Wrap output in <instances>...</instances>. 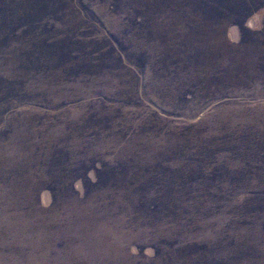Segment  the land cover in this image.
Returning <instances> with one entry per match:
<instances>
[{"label":"rangeland","instance_id":"obj_1","mask_svg":"<svg viewBox=\"0 0 264 264\" xmlns=\"http://www.w3.org/2000/svg\"><path fill=\"white\" fill-rule=\"evenodd\" d=\"M0 264H264V0H0Z\"/></svg>","mask_w":264,"mask_h":264}]
</instances>
